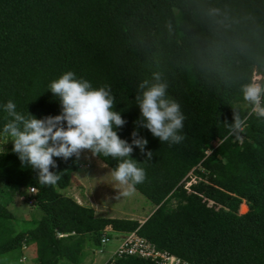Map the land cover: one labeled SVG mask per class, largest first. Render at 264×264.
<instances>
[{"label": "trees", "instance_id": "1", "mask_svg": "<svg viewBox=\"0 0 264 264\" xmlns=\"http://www.w3.org/2000/svg\"><path fill=\"white\" fill-rule=\"evenodd\" d=\"M68 71L94 88L110 86L113 110L127 121L117 129L122 139L131 143L138 130L148 140L152 159L139 148L132 158L146 171L135 189L151 212L144 221L97 217L64 193L78 183L75 156L54 158L61 179L41 185L12 148L0 155V219L16 218L1 186L28 189L38 218L22 229L12 223L0 264H24L15 252L26 248L32 264H84L91 250L110 252L131 232L181 264H264V117L249 116L242 92L255 71L264 76V0H0V133L11 119L9 100L25 116L59 115L50 84ZM146 80L167 84L180 103L182 142H161L138 124L136 94ZM234 113L249 118L242 133L228 136ZM96 157L111 169L118 164ZM254 196L263 198L257 209ZM244 202L250 208L241 214ZM104 264L163 263L128 255Z\"/></svg>", "mask_w": 264, "mask_h": 264}, {"label": "clouds", "instance_id": "2", "mask_svg": "<svg viewBox=\"0 0 264 264\" xmlns=\"http://www.w3.org/2000/svg\"><path fill=\"white\" fill-rule=\"evenodd\" d=\"M155 79L158 81L159 76ZM258 79L254 77L251 83L244 85L242 92L244 100L251 105L249 116L264 117V104L261 103L264 84L257 82ZM50 91L61 105V112L56 116L38 119L30 113L25 116L17 112L11 100L4 105L11 119L4 125L3 134L12 138V151L22 165L31 166L37 172L41 185L54 186L61 179L58 171H52L58 168L54 158L67 161L89 150L94 156L103 155L118 161L111 175L126 187L123 191L118 189L116 198L130 195L135 185L146 179L145 169L132 158L134 148H139L146 160H151L153 153L147 150L148 140L141 137L138 130L132 132L131 143L118 134L117 129L123 128L127 121L120 112L113 110L115 97L110 86L94 88L88 80L77 79L74 72L68 71L50 84ZM136 103L140 109V126L161 142L183 141L181 133L187 117L180 103L168 97L167 84H149L147 80L140 83ZM249 116L241 118L234 113L231 124L225 121L228 136L242 133Z\"/></svg>", "mask_w": 264, "mask_h": 264}, {"label": "rangeland", "instance_id": "3", "mask_svg": "<svg viewBox=\"0 0 264 264\" xmlns=\"http://www.w3.org/2000/svg\"><path fill=\"white\" fill-rule=\"evenodd\" d=\"M254 77L259 78L257 81L259 83L264 78V76L258 74L256 71L254 72ZM11 140L12 138L10 136H5L3 133H0V155L13 148ZM76 160L81 167V171L79 170L75 174L78 183L65 190V194L74 197L81 204L92 207L97 217L133 218L139 220H145L148 217L152 206L138 190L135 189L128 196L116 198L118 191H123L126 186L120 185L113 179L111 175L112 169L103 161L99 160L89 150H84ZM190 182L187 183L188 186ZM1 187L10 191L12 199L10 200L9 206L15 213V219L19 221L14 222L15 219H0V243H4L12 238V223L18 229H22L21 223L25 220L37 219L38 212L33 205L26 201L30 193L28 189H19L17 186ZM262 199L257 203V198L254 196L252 204L255 209L260 207ZM244 204V210L240 207L241 214L246 213L250 208L248 203L244 202ZM116 243H119V239L117 238L113 243L114 248L116 247ZM24 251V255H21L18 251L15 254L22 257L21 259L24 264H32L31 258L33 253L29 248H26ZM111 251L112 247L110 252L107 253H103L99 249H93L90 251L84 264H104L109 257H112Z\"/></svg>", "mask_w": 264, "mask_h": 264}, {"label": "built area", "instance_id": "4", "mask_svg": "<svg viewBox=\"0 0 264 264\" xmlns=\"http://www.w3.org/2000/svg\"><path fill=\"white\" fill-rule=\"evenodd\" d=\"M31 189L34 191V188ZM117 239H119V243L112 251V257L140 255L163 264H181L179 257L157 248L152 242L139 236L136 232L121 234L117 236ZM108 240V237H104L103 243H106Z\"/></svg>", "mask_w": 264, "mask_h": 264}, {"label": "crops", "instance_id": "5", "mask_svg": "<svg viewBox=\"0 0 264 264\" xmlns=\"http://www.w3.org/2000/svg\"><path fill=\"white\" fill-rule=\"evenodd\" d=\"M141 221H144V220H141ZM113 248H114V245H113V247H112V251H113L116 247H115L114 249H113Z\"/></svg>", "mask_w": 264, "mask_h": 264}]
</instances>
